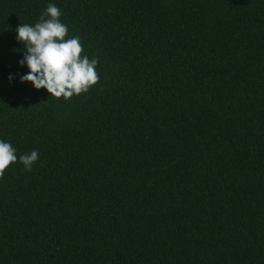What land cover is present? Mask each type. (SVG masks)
Returning a JSON list of instances; mask_svg holds the SVG:
<instances>
[{"label":"trees","instance_id":"1","mask_svg":"<svg viewBox=\"0 0 264 264\" xmlns=\"http://www.w3.org/2000/svg\"><path fill=\"white\" fill-rule=\"evenodd\" d=\"M60 9L99 82H20ZM12 77L9 80V77ZM0 264H264V0H0Z\"/></svg>","mask_w":264,"mask_h":264},{"label":"clouds","instance_id":"2","mask_svg":"<svg viewBox=\"0 0 264 264\" xmlns=\"http://www.w3.org/2000/svg\"><path fill=\"white\" fill-rule=\"evenodd\" d=\"M60 16V9L49 4L34 26L21 24L17 27L16 38L24 45L23 59L19 63L29 70L20 77V82L31 83L36 90L46 89L51 97L67 101L74 95L87 93L100 78L96 71L98 60L83 55L79 36L68 38V28L60 21ZM18 159L26 171H31L39 153L33 150L18 158L16 149L0 140V179Z\"/></svg>","mask_w":264,"mask_h":264}]
</instances>
